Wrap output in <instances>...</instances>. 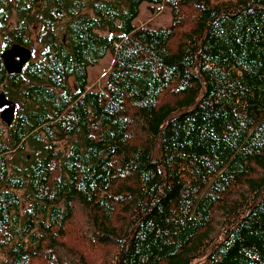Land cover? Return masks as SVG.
Wrapping results in <instances>:
<instances>
[{
    "label": "trees",
    "instance_id": "16d2710c",
    "mask_svg": "<svg viewBox=\"0 0 264 264\" xmlns=\"http://www.w3.org/2000/svg\"><path fill=\"white\" fill-rule=\"evenodd\" d=\"M0 33L42 46L19 75L0 54V264L48 256L76 206L113 264H264V0H0Z\"/></svg>",
    "mask_w": 264,
    "mask_h": 264
},
{
    "label": "rangeland",
    "instance_id": "374dc122",
    "mask_svg": "<svg viewBox=\"0 0 264 264\" xmlns=\"http://www.w3.org/2000/svg\"><path fill=\"white\" fill-rule=\"evenodd\" d=\"M191 10H186L187 23H190ZM15 15V13H14ZM11 23H15V18ZM172 23V15L170 9L158 7L155 10H150L145 3L142 5L141 14L136 20V24L139 27L150 26L152 28L167 27ZM2 34L0 33V54L2 50ZM33 46L31 48L33 57H41L42 46L39 43L36 33L32 34ZM178 42V39L174 41V44ZM113 64V56L108 54L100 63L89 69V91H99L106 83V73H108ZM0 92H5V89L0 87ZM171 95L162 96V101L171 100ZM0 124L5 126V122L0 117ZM7 125V124H6ZM74 218L70 221L67 227L64 228V235L58 236L57 245L51 251H46L48 256H44L42 252L39 259L34 260V264H81V258L85 260L87 264H113L116 254L120 250L119 246L115 242H97L95 236L96 231L92 228V221L88 218L86 210L76 206ZM91 215V214H90ZM216 219H219V212L214 215ZM124 219L117 217L110 224L113 226L123 225ZM219 222H223L221 219ZM93 234H95L93 236ZM45 248L42 250L44 251ZM198 264V262L194 263Z\"/></svg>",
    "mask_w": 264,
    "mask_h": 264
},
{
    "label": "water",
    "instance_id": "95a60500",
    "mask_svg": "<svg viewBox=\"0 0 264 264\" xmlns=\"http://www.w3.org/2000/svg\"><path fill=\"white\" fill-rule=\"evenodd\" d=\"M14 48L15 50H13ZM19 50L22 52H20ZM20 53H23L22 60L21 57L19 56ZM32 57H33L32 50L18 43L13 44L11 48L5 50L1 55L6 71L9 74H18V75L22 73L23 68L32 59ZM9 63L11 64L14 63L16 67L12 66L10 68ZM0 109H2L0 113V117L2 121L5 122L7 126H10L15 119L16 105L14 102L8 100L6 98L5 93L3 92L0 93Z\"/></svg>",
    "mask_w": 264,
    "mask_h": 264
},
{
    "label": "bare ground",
    "instance_id": "6f19581e",
    "mask_svg": "<svg viewBox=\"0 0 264 264\" xmlns=\"http://www.w3.org/2000/svg\"><path fill=\"white\" fill-rule=\"evenodd\" d=\"M13 50H15V48H14ZM19 51H20V50H19ZM20 52H22V51H20ZM18 53H19V52H18ZM22 54H23V53H20V54H19V56L21 57V60H22ZM9 62H10V61H9ZM11 63H12V62H11ZM11 63H9V67H10V68H11L12 66H13V67H16V65H14V63H13V64H11ZM244 200H245V199H244ZM106 202H107V201H106ZM111 206H112V205H111Z\"/></svg>",
    "mask_w": 264,
    "mask_h": 264
},
{
    "label": "flooded vegetation",
    "instance_id": "af4514ba",
    "mask_svg": "<svg viewBox=\"0 0 264 264\" xmlns=\"http://www.w3.org/2000/svg\"><path fill=\"white\" fill-rule=\"evenodd\" d=\"M11 47H12V46H11ZM11 47H10V48H11ZM8 49H9V48H8ZM29 49H30V48H29ZM6 50H7V49H6ZM1 51H2V53L5 51V50L3 51V46H2V50H1ZM2 53H1V55H2ZM1 59H2V58H1ZM2 61H3V60H2ZM0 93H1V92H0ZM1 111H2V110H0V113H1Z\"/></svg>",
    "mask_w": 264,
    "mask_h": 264
},
{
    "label": "snow or ice",
    "instance_id": "6c2138e0",
    "mask_svg": "<svg viewBox=\"0 0 264 264\" xmlns=\"http://www.w3.org/2000/svg\"><path fill=\"white\" fill-rule=\"evenodd\" d=\"M0 110H2V109H0Z\"/></svg>",
    "mask_w": 264,
    "mask_h": 264
}]
</instances>
